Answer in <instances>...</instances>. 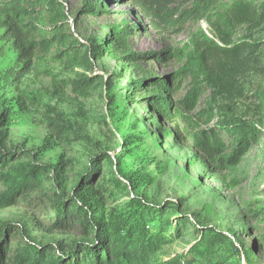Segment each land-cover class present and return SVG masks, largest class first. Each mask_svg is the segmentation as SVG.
Returning a JSON list of instances; mask_svg holds the SVG:
<instances>
[{
	"label": "rangeland",
	"instance_id": "374dc122",
	"mask_svg": "<svg viewBox=\"0 0 264 264\" xmlns=\"http://www.w3.org/2000/svg\"><path fill=\"white\" fill-rule=\"evenodd\" d=\"M11 1L0 0V144L17 160L0 178V195L18 169L41 175L34 190L0 209V247L7 246V260L31 246L66 259L95 241V230L86 229L92 218L117 225L129 216L131 224L142 217L138 222L162 242L151 264H264V23L240 26L233 38L257 48L254 67L241 80L244 97L215 100L205 85L196 111L213 104V121L201 127L213 129L229 153L242 128L258 136L238 166L218 169L195 158L182 129L147 103L160 94L155 88L136 89L143 79L164 78L182 86L174 101L184 100L192 85L172 79L181 64L171 54L189 46L199 29L221 43L208 22L156 30L133 0H105V11L96 15L86 11L90 0H59L83 51L128 23L134 30L129 50L137 58L118 51L116 58L94 62L92 70L57 67L61 79L97 80L86 93L57 91L50 79L17 74L18 51L7 33ZM244 2L264 16V0ZM59 200L82 213L65 229L57 225Z\"/></svg>",
	"mask_w": 264,
	"mask_h": 264
},
{
	"label": "trees",
	"instance_id": "16d2710c",
	"mask_svg": "<svg viewBox=\"0 0 264 264\" xmlns=\"http://www.w3.org/2000/svg\"><path fill=\"white\" fill-rule=\"evenodd\" d=\"M223 1L225 0H133L140 13L156 30L165 26L185 25L189 21H206L217 33L221 43L199 29L189 46L171 54L181 64L172 79L180 83L190 81L192 85L184 100L174 101L182 86L172 87L170 81L164 78L143 79L136 83V89L142 92L155 88L160 94L146 98L147 103L164 119L182 129V139L192 141L195 158L213 164L218 169L238 166L258 136L253 130L245 131L242 128L236 134L235 144L229 153V149L213 129L201 127L202 123L209 125L213 121V104L196 111L204 97L205 85L211 88L215 100L225 97L235 101L244 97L241 80L253 69L257 48L245 40L234 43L233 38L240 26L264 23V16L258 15L244 0H235L229 6H221ZM188 4L190 8L184 9ZM85 7L88 13L96 15L105 11L106 2L90 0ZM6 13L7 33L14 42L18 62L21 64L17 72L19 77L32 75L46 78L53 82L57 91L72 88L86 93L95 85L96 78L81 75L78 79H61L60 73L56 72L57 67L64 70H92L94 62L106 55L116 58L118 51H124L125 57L136 61L137 55L129 50V39L134 35V30L128 23L124 27H114L109 38L83 51L84 46L67 29L68 17L59 0H15L8 4ZM184 110L196 113L193 116L186 115ZM16 154L0 144V178L4 177V170L17 160ZM34 173L32 175L18 169V175L11 182L7 193L0 195V209L12 205L20 196L34 190L41 175L36 170ZM87 193L88 190L86 195ZM55 206L59 219L57 225L61 229L72 225L76 214H82L75 212L74 204L65 205L63 200H59ZM133 218L126 216L118 220L117 225L107 224L104 219L92 218L90 224L94 227L86 226V229L95 230V241L82 250L77 249V252L66 259L53 256L47 247L31 246L19 256L7 260L8 248L1 245L0 264H151L156 259V252L162 242L158 236L148 233L144 223L138 222L142 217L134 219L131 224ZM134 222H138V225L135 226ZM104 234L105 238L101 236Z\"/></svg>",
	"mask_w": 264,
	"mask_h": 264
}]
</instances>
